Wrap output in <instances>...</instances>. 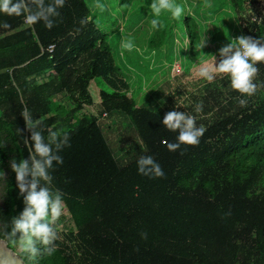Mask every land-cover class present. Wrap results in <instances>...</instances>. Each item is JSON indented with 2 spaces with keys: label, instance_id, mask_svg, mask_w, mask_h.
I'll return each instance as SVG.
<instances>
[{
  "label": "trees",
  "instance_id": "trees-1",
  "mask_svg": "<svg viewBox=\"0 0 264 264\" xmlns=\"http://www.w3.org/2000/svg\"><path fill=\"white\" fill-rule=\"evenodd\" d=\"M134 1H144L152 13L153 0ZM175 1L184 14L171 20V12L163 10L164 26L152 28L148 46L164 41L173 52V25L185 33L184 50L191 57L218 55L232 43L234 29L264 40V14L253 20L246 13L244 23L235 25L245 2L256 0ZM139 9L145 12V6ZM58 11L51 29L43 21L29 25L23 15L0 13V25H9L0 27V140L6 142L0 148V170L6 174L0 182V220L10 223L24 208L10 168L11 159L30 155L23 108L42 122L46 139L47 129L69 136L70 146L59 153L63 163L54 162L50 171L51 187L62 192L72 227L56 240L54 252L31 264H264V63L256 65L257 90L251 96L233 90L226 74L191 91L186 109L203 106L192 115L206 131L198 145L170 151L167 143L177 142L178 132L162 125L169 106L159 105L161 88L149 91L139 105L86 0H65ZM96 77L111 91L99 90L93 113L89 85ZM112 115L132 122L141 147L113 151L103 127L109 124L101 121ZM142 155L152 156L164 177L139 174Z\"/></svg>",
  "mask_w": 264,
  "mask_h": 264
},
{
  "label": "clouds",
  "instance_id": "clouds-1",
  "mask_svg": "<svg viewBox=\"0 0 264 264\" xmlns=\"http://www.w3.org/2000/svg\"><path fill=\"white\" fill-rule=\"evenodd\" d=\"M64 4L65 0H49L47 3L46 0H0V13L9 16L23 15L29 25L43 21L45 27L51 29L55 23L54 18L60 16L58 9ZM150 7L157 17L162 10L171 12L173 19H180L184 14L183 6L176 4L175 0H153ZM151 25L154 29L159 27L158 19H153ZM0 27L7 28L9 25L4 23ZM233 40L234 43H227L219 49L218 60L216 56H212V63L209 65L205 62L197 74L207 82L214 81L217 74H226L230 78L233 90L251 96L257 90L254 79L259 69L256 65L264 63V40L246 35H240ZM206 42L207 38L202 47ZM134 47L131 38L121 41L123 50L132 51ZM239 103L244 106L247 101L240 99ZM195 110L201 112L203 106L197 104ZM21 116L28 125L27 130L30 131V137L25 140L30 155L19 161L11 159L10 168L15 174L19 194L23 196L24 208L18 216L11 218L10 223L0 220V238L15 247L31 264L41 255L45 253L50 255L55 251V242L58 239L55 223L62 214L64 202L62 192L59 189L54 191L51 187L53 177L50 170L53 169L54 162L63 163L59 153L70 145L67 133L51 129H47L46 139L42 122L33 119L26 106ZM162 125L178 132L177 142L167 143L170 151L180 149L181 145H198L206 131L203 126H197L193 115L175 110L164 115ZM5 143L0 140V148H3ZM137 167L139 174L148 177L162 178L165 175L161 166L150 155L140 156ZM0 182H6V174L2 170Z\"/></svg>",
  "mask_w": 264,
  "mask_h": 264
},
{
  "label": "rangeland",
  "instance_id": "rangeland-1",
  "mask_svg": "<svg viewBox=\"0 0 264 264\" xmlns=\"http://www.w3.org/2000/svg\"><path fill=\"white\" fill-rule=\"evenodd\" d=\"M256 1L257 4H252L250 1L245 2V10L239 12L235 25L244 23V19L248 15L253 20L261 19V16L264 14V0ZM86 2L93 13L97 26L103 32L107 33L115 62L123 71L124 78L130 83V93L136 98L138 104L142 105L144 101L149 99V96H146L149 91L160 87L162 93V101L159 103L160 106L165 109L169 106L167 112L175 110L192 115L195 108L186 109L189 106L191 107V91L196 90L197 87L203 88L207 82L198 76V70L205 62L210 65L212 63V56H216L218 60V55L216 53L210 54L208 52H202L201 55L199 54V57L197 55L195 57L189 56L188 52L184 50V42L187 40L184 38L185 33L180 30L178 25L172 26L175 36L172 42V44H175L173 52L168 51L165 45L167 43L164 41L158 48L148 46L149 34L153 28L151 21L154 19V14L153 12L151 13L149 5L144 1L86 0ZM142 6H145V12L139 9ZM221 7L226 9L227 5L221 4ZM260 9H262L261 12H259ZM157 19L159 21V27L155 29L164 26L165 18L163 10ZM170 19L173 20L172 17ZM134 23L136 24L134 25ZM209 23L206 20L201 24L200 34L203 38L206 35V30L209 28ZM240 35L242 34L239 33V29H234L229 40L234 43L233 39ZM125 38L132 39L135 45L132 51L121 48V41ZM205 49L207 51L210 50L209 48ZM173 63H179L183 73L180 72L177 74L178 76L174 73L172 75L171 67ZM101 89L111 91L100 77L94 78L89 85V91L94 104L93 107L89 106L88 108L93 113L98 110L99 90ZM177 90H181L184 94L176 92ZM187 92L191 94L188 95ZM170 95L172 96V103L169 101ZM178 96L180 98L177 99ZM53 101L57 105H67L66 99L58 100L54 98ZM104 120L109 124L106 130L105 127L107 126H103L104 133L110 146L117 155L130 147H141L138 136L133 129L132 122L128 118L120 115H112L111 118H103L101 121L105 122ZM63 202L62 214L55 223V228L58 232L57 235H59L58 238L61 240H63L64 235L72 227L71 220L68 216V206L66 201L63 200ZM12 248L17 252L15 247L12 246Z\"/></svg>",
  "mask_w": 264,
  "mask_h": 264
},
{
  "label": "water",
  "instance_id": "water-1",
  "mask_svg": "<svg viewBox=\"0 0 264 264\" xmlns=\"http://www.w3.org/2000/svg\"><path fill=\"white\" fill-rule=\"evenodd\" d=\"M0 264H25L16 251L0 238Z\"/></svg>",
  "mask_w": 264,
  "mask_h": 264
},
{
  "label": "built area",
  "instance_id": "built-area-1",
  "mask_svg": "<svg viewBox=\"0 0 264 264\" xmlns=\"http://www.w3.org/2000/svg\"><path fill=\"white\" fill-rule=\"evenodd\" d=\"M53 45L48 46V50H52ZM172 70L174 71L175 74H179L181 72V66L179 63H174L172 66Z\"/></svg>",
  "mask_w": 264,
  "mask_h": 264
}]
</instances>
